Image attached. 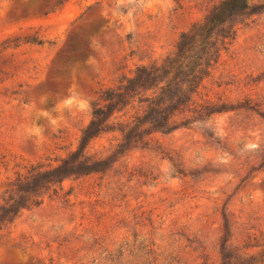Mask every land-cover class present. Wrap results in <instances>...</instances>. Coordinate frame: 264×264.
I'll use <instances>...</instances> for the list:
<instances>
[{"label":"rangeland","instance_id":"obj_1","mask_svg":"<svg viewBox=\"0 0 264 264\" xmlns=\"http://www.w3.org/2000/svg\"><path fill=\"white\" fill-rule=\"evenodd\" d=\"M223 1L0 0V205L18 175L76 151L105 96L172 57ZM244 13L178 128L125 149L145 107L114 113L83 152L103 169L20 210L0 229V264H264V0Z\"/></svg>","mask_w":264,"mask_h":264},{"label":"trees","instance_id":"obj_2","mask_svg":"<svg viewBox=\"0 0 264 264\" xmlns=\"http://www.w3.org/2000/svg\"><path fill=\"white\" fill-rule=\"evenodd\" d=\"M247 8L248 0L223 1L209 13L203 24L196 25L181 35L172 57L162 64L154 63L138 68L123 86L107 94L105 104L93 111L91 121L82 131L76 151L71 152L55 167L48 170L33 167L8 184L6 193H9V199L0 205V229L11 224L20 210L39 204L37 198L42 192L62 183L64 179L100 172L105 165L104 161H93L85 157L84 149L92 139L109 130V121L114 113L129 106L135 98L145 108L142 109V114L136 115L126 124L127 131L123 134L121 148L126 149L136 137L141 140L142 134H167L178 128L175 124L177 116L183 113L191 94L207 76L210 62H215L218 58V45H223L226 39L233 36L236 19L244 16ZM203 45L204 56L195 64L197 57L194 51L203 48ZM84 55V51L76 53L71 63L83 59ZM236 262L253 264L252 259H237ZM222 264L232 263L224 260Z\"/></svg>","mask_w":264,"mask_h":264}]
</instances>
